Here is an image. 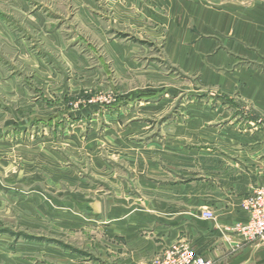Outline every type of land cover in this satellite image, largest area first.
<instances>
[{
  "label": "rangeland",
  "instance_id": "1",
  "mask_svg": "<svg viewBox=\"0 0 264 264\" xmlns=\"http://www.w3.org/2000/svg\"><path fill=\"white\" fill-rule=\"evenodd\" d=\"M119 1L0 0V264H121L127 232L151 238L168 214L169 183L205 177L168 168L177 150L235 145V93L199 87L164 31L137 29L150 19L120 24ZM230 231L235 253L250 244Z\"/></svg>",
  "mask_w": 264,
  "mask_h": 264
},
{
  "label": "crops",
  "instance_id": "2",
  "mask_svg": "<svg viewBox=\"0 0 264 264\" xmlns=\"http://www.w3.org/2000/svg\"><path fill=\"white\" fill-rule=\"evenodd\" d=\"M117 3V2H116ZM120 24L131 19H150L136 27L156 33L165 32L169 59L189 75L199 76V87L235 93V133L232 146L213 149L177 150L178 157L168 161V168H204L203 180L169 183L168 214L155 216L153 236L137 238L130 245L132 255L121 264H150L181 233L191 241L197 254L213 260V264H248L264 261L262 241L243 245L235 253L238 223L247 221L242 201L255 189L264 187V0H125L119 1ZM134 5V8H132ZM116 7V6H115ZM117 7V8H118ZM117 13V11H116ZM241 109H244L243 112ZM252 113L244 132L241 115ZM242 113V114H241ZM240 119V120H239ZM223 133L220 141L228 139ZM202 141L210 140L208 135ZM175 152V150H173ZM235 156L231 161L227 155ZM177 154H174L177 156ZM181 154V156H179ZM193 191L197 195H193ZM210 199L215 220L211 230L201 229L195 210L190 207ZM204 199V200H203ZM182 206V208H181ZM189 206V207H187ZM166 215V216H164ZM183 235V234H182Z\"/></svg>",
  "mask_w": 264,
  "mask_h": 264
},
{
  "label": "built area",
  "instance_id": "3",
  "mask_svg": "<svg viewBox=\"0 0 264 264\" xmlns=\"http://www.w3.org/2000/svg\"><path fill=\"white\" fill-rule=\"evenodd\" d=\"M242 207L247 212L248 219L238 223L232 230L247 242H257L264 239V187L255 189L242 201ZM205 220L215 219L211 209L202 212ZM151 264H213L206 255L197 254L191 245L177 243L152 260Z\"/></svg>",
  "mask_w": 264,
  "mask_h": 264
}]
</instances>
